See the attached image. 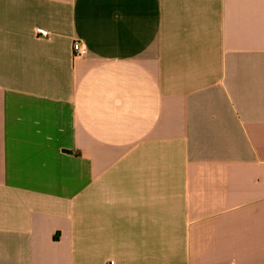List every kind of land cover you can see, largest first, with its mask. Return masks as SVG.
Segmentation results:
<instances>
[{"label": "crops", "instance_id": "crops-1", "mask_svg": "<svg viewBox=\"0 0 264 264\" xmlns=\"http://www.w3.org/2000/svg\"><path fill=\"white\" fill-rule=\"evenodd\" d=\"M0 264H264V0H0Z\"/></svg>", "mask_w": 264, "mask_h": 264}, {"label": "built area", "instance_id": "built-area-1", "mask_svg": "<svg viewBox=\"0 0 264 264\" xmlns=\"http://www.w3.org/2000/svg\"><path fill=\"white\" fill-rule=\"evenodd\" d=\"M43 35H46V33H43ZM86 52L85 46L79 42L75 41L73 43V53L75 58L82 57Z\"/></svg>", "mask_w": 264, "mask_h": 264}]
</instances>
